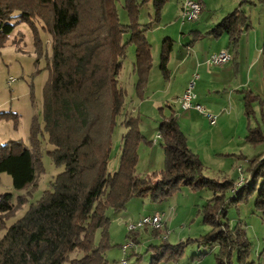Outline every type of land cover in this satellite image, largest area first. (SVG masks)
I'll return each mask as SVG.
<instances>
[{
	"label": "trees",
	"instance_id": "trees-1",
	"mask_svg": "<svg viewBox=\"0 0 264 264\" xmlns=\"http://www.w3.org/2000/svg\"><path fill=\"white\" fill-rule=\"evenodd\" d=\"M117 1L0 0V45L13 31L11 19L17 13L16 17L28 21L34 30V21L42 24L51 49L48 78L42 90L43 125L40 127L34 120L30 127L32 148L20 140L0 144V172L11 177L14 189L35 184L36 171L41 168L39 136L43 134L52 146L47 153L53 164L62 167L50 188L5 229L0 237V264H105V253L112 246L106 210H120L135 196L161 201L180 184L213 191L201 209L202 221L209 230L193 241L217 247L215 264H258L251 258V243L241 222L231 226L227 210L254 196L255 211L264 213V152L247 159L246 181L232 193L234 181H216L201 175L203 164L189 148L177 117L171 112L162 115L157 129L164 166L148 178H139L135 175L138 144L152 141L140 132L139 118L125 114L121 124L126 131L121 137L118 167L108 173L111 137L126 97V90L117 79L120 61L132 45L134 92L143 100L152 66L145 33L158 22L168 0H122L126 23L120 21ZM147 3L151 4L152 14L148 22L141 23L140 8ZM243 3L264 4V0H240L206 32L215 38L227 35L234 52L240 34L250 25L241 9ZM171 47V40L166 38L159 55V69L165 78ZM239 92L243 94L246 116L254 114L255 104L264 108V98L249 89ZM244 139L264 145V130L247 127ZM25 201V196L20 197L18 206ZM14 210L11 194H0V222ZM152 231L159 235L160 230ZM179 244L180 247L184 243ZM179 247L174 249L175 255L181 254ZM75 250L81 253L79 257H71ZM162 254L160 251L152 258L154 262Z\"/></svg>",
	"mask_w": 264,
	"mask_h": 264
},
{
	"label": "rangeland",
	"instance_id": "rangeland-1",
	"mask_svg": "<svg viewBox=\"0 0 264 264\" xmlns=\"http://www.w3.org/2000/svg\"><path fill=\"white\" fill-rule=\"evenodd\" d=\"M178 1L168 0L161 11L158 22L145 33L152 56V66L145 89L146 100H139L134 92L135 76L132 73L134 47L132 45L128 47L126 57L120 61L121 70L117 79L120 86L126 90V97L124 108L116 119L117 125L111 137V154L107 165V171L110 174L118 167L121 137L126 131L124 125L121 124L125 114L134 118L138 117L140 132L147 137V140L155 143V145L138 144L135 175L139 178H148L152 173L159 172L164 166L163 149L156 139L157 128L162 115H169L171 112L180 117L178 122H181V119H186L190 123L194 122L192 128L184 126L185 124L181 122L183 130L195 137L200 129L202 136L200 133L198 134L204 143L209 145L205 148L209 153L211 147L219 140L230 141L231 145L235 143L237 146L235 153H241L248 158L260 153L264 147L261 144L248 143L244 139L247 127L259 126L264 130V118H262L264 116H261V114L264 115V108H259V105L255 104L253 106L254 114L246 116L242 108L243 94L232 91L231 86H224L226 89L219 88V92L210 91L208 93L206 85L200 78L199 70L193 71L188 78L189 81L194 73L199 75L194 87L195 102L218 117L214 125H210L208 120L196 110L190 109L186 111L187 113L180 111L179 104L174 102L177 95L176 89L182 86V81L187 76V71L182 74L181 66L177 69L175 65L184 55L191 53L188 45L184 46L185 43L194 39V36L189 35L188 31L199 30L203 27L200 25L203 19L199 16L195 20H185L181 23V7L178 9ZM121 4L122 0L116 2L118 15L120 21L126 23V13ZM151 14V4H144L140 8L139 22H148ZM16 16L17 13H14V18L11 19V23L14 25L13 31L0 45V144L20 140L25 146L32 148L30 127L34 120L40 127L43 125L42 90L48 78L47 63L51 53L50 38L40 22L34 21L36 28L34 30L28 21L20 20ZM181 31L185 34L184 38H181ZM167 37L171 38L172 42L169 53L170 61L167 66L171 71L170 83L159 69L162 42ZM35 38L38 39V42ZM202 42L208 47L207 39L204 38ZM230 94L233 99L237 100L235 102L238 107H235L234 110L227 107ZM209 101H216L221 103V106H226L222 110L224 109L225 113L230 111L232 119L229 120V124L227 122L223 125L220 124L218 112L213 111L205 103ZM219 126L222 128L221 130H218ZM151 146L155 148L152 151L150 150ZM51 148L46 135L39 136L38 152L41 168L36 171L35 184L21 190L14 189L11 177L7 173L0 172V194H11L12 202L15 205L14 212L0 222V237L10 224L20 218L28 206L41 196L44 190L50 188V183L62 170V167L55 166L49 157L47 150ZM215 158L221 159L216 160ZM202 159L205 163H202L201 175L216 181H223L224 177L228 179L232 176L233 169L236 170L238 167L245 171L247 166L245 159L239 158V156L214 157L209 155L207 157L202 153ZM212 195L213 191L207 188L199 189L180 184L169 197L161 201H152L148 196H135L120 210L107 209L105 213L109 218L108 235L112 246L105 253V264H121L122 260H126L125 264H215L217 247L203 246L193 241L209 230V226L202 221L201 209ZM22 196H25L26 201L18 206L19 198ZM156 212L163 213L162 226L158 229L160 230L159 235L155 236L150 227L138 228L133 232L128 231V224ZM164 215L167 219L171 218L166 228L163 221ZM227 218L231 226L238 221L241 222L251 243V258L257 262L261 236L264 233V213L255 211L254 196L250 197L247 203L229 206ZM167 230V237L163 238L162 236ZM128 233L129 237H127ZM98 235L97 233L96 239ZM133 238L137 242H134ZM128 240L132 241L133 247L123 253L121 246ZM186 241L189 242L186 243ZM180 242L184 244L179 247ZM167 244L174 247L172 249L159 247ZM177 247L181 249L179 255L173 253L174 249H178ZM160 251L163 252L160 260L154 262L152 258L156 257ZM80 255L81 253L77 250L71 253V257Z\"/></svg>",
	"mask_w": 264,
	"mask_h": 264
},
{
	"label": "crops",
	"instance_id": "crops-1",
	"mask_svg": "<svg viewBox=\"0 0 264 264\" xmlns=\"http://www.w3.org/2000/svg\"><path fill=\"white\" fill-rule=\"evenodd\" d=\"M197 1H199L201 5V12L199 17L203 19L202 23L200 24L203 27H201L202 29L199 30L196 29V30L188 31V34L193 35L194 36L193 38H195L193 42L191 41L192 43L187 42L184 44V46L190 44L188 45V47L191 53L190 54L187 53L186 54L187 56L184 55L179 61H177L175 65L177 69L181 66V68L183 69L182 74L185 71H187V76H185L184 80L182 81V86L176 89L177 95L174 102L179 104L180 111L186 112L187 110H190V109L187 110L182 109L180 107L179 101L186 87L190 74L195 70L200 71L201 73L200 78L202 79V83L206 85L207 87L206 91L208 93L210 91L219 92V88L226 89V87L224 86H228V87L231 86L230 88H232V91L235 92L236 91L239 92V90H242L246 87V89H249L252 93L260 96L261 98H264V4L243 3L241 5V9L249 17L250 25L247 30L243 31L240 34L237 47L234 52V50L231 48V46L228 43L227 35L222 34L219 37L215 38L212 35L206 34V32L211 30V28L216 23H218L226 14H228L235 7H237L238 4L240 3V0H197ZM247 1L255 2L256 0H247ZM178 2H179V7H178L179 9L180 7H182L183 2L182 0H179ZM180 34L182 36L181 38L185 37V34L182 31L180 32ZM167 38L171 40V38L169 37ZM204 38L207 39V41H209L207 42L208 47L204 45V43L202 42ZM221 49H228L229 52L232 54V59L228 63L223 65L208 66L206 63L207 58L211 54L217 53ZM169 61H170V57L168 59V62ZM168 62H167V66H168ZM170 75H171V71L168 70V77H167L168 83H170L169 82ZM232 94H230V96L228 97L229 101L227 102V107L234 110V108L238 107V105L237 102H235L237 101L236 98L234 99L232 98L231 96ZM146 97L147 94L145 91L144 99ZM205 103L213 111L218 112L217 115L220 117L221 125H223L226 122L229 124V120L232 119L230 118V111H227L225 113V110L224 109L222 110V108H225L226 106H221V103L216 101H209ZM242 108H243V101H242ZM261 116L264 115L261 114ZM176 117L177 120L180 119L178 115H176ZM181 122L185 124L184 126L186 125L188 127L191 126V128L194 126V122L190 123L186 119H181ZM181 122L178 123L180 125V128L183 130ZM221 129L222 128L219 126L218 130ZM198 131H199L198 133H200V136H202L201 130L199 129ZM182 132L185 134L187 138V144L189 148L198 155L202 163H205L204 159H202V153L207 157L209 155L210 156L212 155L214 157L215 156L225 157L226 155L229 156L232 155V157L239 156V158H244L247 163V159H248L247 156H244L241 153L239 154L235 153V151L237 150L236 149L237 146L235 143L231 145L230 141L219 140L217 143H215V145L211 147L212 149L209 153L207 152V149H205L209 145L204 143L202 137H200L198 133L195 137H192L190 133H185L184 130ZM144 137L147 138L145 135ZM157 142L160 143V139H158ZM151 145H155V143L152 141ZM151 147H152L150 148L151 151L155 149L153 148L154 146ZM260 152H264V147H262ZM215 159L220 160L221 158H215ZM218 166L219 169H221L220 164H218ZM220 171H222V169ZM237 175L238 174L236 173V170L233 169L232 176L228 177V179L234 181L235 184ZM163 219L165 224L164 227L166 228L168 227L171 218L167 219L164 215ZM261 237H262L260 242L261 247L260 250L258 249L259 252L257 251L258 264H264V233H262Z\"/></svg>",
	"mask_w": 264,
	"mask_h": 264
},
{
	"label": "built area",
	"instance_id": "built-area-1",
	"mask_svg": "<svg viewBox=\"0 0 264 264\" xmlns=\"http://www.w3.org/2000/svg\"><path fill=\"white\" fill-rule=\"evenodd\" d=\"M201 12V5L200 2L197 0H184V6L183 9H181L180 13V20L181 23L185 20H195L198 18ZM230 56L232 54L229 52L228 49H221L217 53L211 54L207 60L206 63L208 66H218L226 64L230 61ZM199 78V75L197 73H194L191 77V79L187 82L186 87L180 97V107L184 110L187 109H194L201 113L209 122L210 125H214L216 123L217 116L211 114L209 111L205 110L200 104L196 103V94L194 92V87L196 80ZM160 135L158 134L156 136V139H160ZM237 172V178L234 184L233 189L231 190L232 193H235V188L240 187V181L247 178L246 172L238 167L236 169ZM162 223V213L156 212L151 216H144L140 218L137 222H132L128 224V230L130 228H143V227H150L152 229H157L158 227H161ZM163 238H166L167 235L162 236ZM133 247V243L131 240H128L125 244L121 246L122 252L126 253V251ZM126 260H122L121 264H125Z\"/></svg>",
	"mask_w": 264,
	"mask_h": 264
},
{
	"label": "bare ground",
	"instance_id": "bare-ground-1",
	"mask_svg": "<svg viewBox=\"0 0 264 264\" xmlns=\"http://www.w3.org/2000/svg\"><path fill=\"white\" fill-rule=\"evenodd\" d=\"M183 6H184V1H183V3H182V7H181V9H183ZM231 56H230V60H231ZM245 181H246V179H244V180H242V181H240V187L245 183ZM240 187H237V188H235V192L240 188ZM162 216H163V213H162ZM161 226H162V223H161ZM160 227H158V229H159ZM138 228H130V230H128L129 232H133V231H135V230H137ZM168 234V230L166 231V233H165V235H167Z\"/></svg>",
	"mask_w": 264,
	"mask_h": 264
}]
</instances>
